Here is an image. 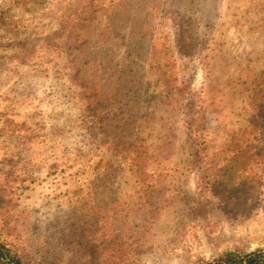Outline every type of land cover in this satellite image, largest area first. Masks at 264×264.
I'll return each instance as SVG.
<instances>
[{"label": "rangeland", "instance_id": "374dc122", "mask_svg": "<svg viewBox=\"0 0 264 264\" xmlns=\"http://www.w3.org/2000/svg\"><path fill=\"white\" fill-rule=\"evenodd\" d=\"M0 244L22 264L264 249V0H0Z\"/></svg>", "mask_w": 264, "mask_h": 264}, {"label": "trees", "instance_id": "16d2710c", "mask_svg": "<svg viewBox=\"0 0 264 264\" xmlns=\"http://www.w3.org/2000/svg\"><path fill=\"white\" fill-rule=\"evenodd\" d=\"M90 18L85 17L83 20L87 21ZM0 264H22V262L0 244ZM206 264H264V249L260 248L246 253L228 251Z\"/></svg>", "mask_w": 264, "mask_h": 264}]
</instances>
